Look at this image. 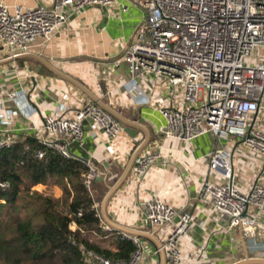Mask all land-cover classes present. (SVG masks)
<instances>
[{"label": "built area", "instance_id": "built-area-1", "mask_svg": "<svg viewBox=\"0 0 264 264\" xmlns=\"http://www.w3.org/2000/svg\"><path fill=\"white\" fill-rule=\"evenodd\" d=\"M130 5L144 12V20L123 59L131 76V89L138 96H144L139 85L142 76L165 80L171 106L158 110L164 137L185 145L207 134L219 139L233 137L263 157L260 180L244 193L235 183L234 153L225 147L214 148L205 158L209 170L221 181H206L201 193L227 230L241 228L257 248L258 231L264 230V130L257 121L264 103V0H53L51 7L10 6L0 0V52L25 53L48 45L88 8L117 9L122 17L128 14ZM25 93L5 95L18 103L26 99ZM2 105L0 96V108ZM18 114L8 110L0 114V123L9 126ZM86 122L104 133L109 142H115L123 131V125L111 113L90 104L78 110L73 119L62 116L59 110L48 116L43 130L52 138L42 143L66 160L76 159L75 155L85 158L88 172L84 185L91 192L99 177L93 156L74 152L86 149ZM14 143L0 141V152ZM44 156V151H38V159ZM171 158L159 152L136 158L138 182L157 162L167 165ZM92 208L98 213L95 200ZM141 210L146 223L170 226L162 246L167 264H184L180 245L189 235L191 216L157 197L143 202ZM76 229L74 224L72 230ZM124 238L135 247L127 260L106 259L92 250L85 255L97 264H141L143 241L133 236Z\"/></svg>", "mask_w": 264, "mask_h": 264}, {"label": "crops", "instance_id": "crops-1", "mask_svg": "<svg viewBox=\"0 0 264 264\" xmlns=\"http://www.w3.org/2000/svg\"><path fill=\"white\" fill-rule=\"evenodd\" d=\"M3 1L10 6L53 5V0ZM110 13L116 16L111 17ZM143 20L144 12L132 5L122 17L117 9L88 8L48 45L25 53L0 52V114L8 110L19 112L9 126L0 123V141L16 142L29 136L42 142L52 138L43 126L57 110L73 119L83 107L99 106L121 122L123 131L115 142H109L104 133L86 122V149L74 151L93 156L106 190L98 203L103 233L83 231L85 237L92 234V243L106 241L109 245L104 249L113 251L117 237H138L145 246L141 264H167L162 246L170 226L146 223L141 210L143 202L157 197L192 218L189 235L180 245L184 264H264V250H259V245L264 246V235L255 248L241 228L227 230L201 195L206 181H221L218 174L209 170L205 158L214 148L225 147L234 153L235 183L244 193L260 180L263 157L233 137L219 139L207 134L187 145L164 137L158 110L171 106L165 80L142 76L139 85L144 96H138L131 89V76L123 59ZM23 90L26 99L18 103L5 95ZM257 121L264 130V103ZM156 152L172 158L167 165L157 162L138 182L136 158ZM90 264L97 263L90 260Z\"/></svg>", "mask_w": 264, "mask_h": 264}, {"label": "trees", "instance_id": "trees-1", "mask_svg": "<svg viewBox=\"0 0 264 264\" xmlns=\"http://www.w3.org/2000/svg\"><path fill=\"white\" fill-rule=\"evenodd\" d=\"M40 150L45 153L43 159L37 158ZM87 172L84 163L62 158L34 137L27 136L0 152V264H90L85 255L90 250L110 260L130 258L135 247L127 238L117 237L113 251L84 236L83 231L103 233L101 218L92 208L94 199L84 185ZM50 178L67 182L73 198L62 203L32 190ZM64 188L70 197L71 191ZM21 202L31 213L24 219L14 210ZM74 224L76 230H72Z\"/></svg>", "mask_w": 264, "mask_h": 264}, {"label": "rangeland", "instance_id": "rangeland-1", "mask_svg": "<svg viewBox=\"0 0 264 264\" xmlns=\"http://www.w3.org/2000/svg\"><path fill=\"white\" fill-rule=\"evenodd\" d=\"M26 182H29V180H26ZM65 186L71 191L70 197H68L65 193V188H64ZM32 190H37V191H41L45 194L52 195L56 199L61 200L62 203H63V201H66V200L70 201L74 196L73 189H72V187H70L68 185L67 182L60 184V183H57V181H55V179H53V178H50V180L48 181V183L46 185L43 184V185L34 186L32 188ZM90 193H91V196L93 197V199L97 203H99V201H101L103 199V197L106 195V190L102 186V182H101V179L99 180V177L93 182V184L91 186V192ZM23 204L24 203H22V202L19 203L18 209H14L15 211H18V214H19L21 219H24L25 216L31 214L28 209L23 207ZM86 238L93 239V235L87 233ZM94 243H97V244L99 243L101 248H103V249L109 245V243L106 241H98V242L94 241Z\"/></svg>", "mask_w": 264, "mask_h": 264}, {"label": "water", "instance_id": "water-1", "mask_svg": "<svg viewBox=\"0 0 264 264\" xmlns=\"http://www.w3.org/2000/svg\"><path fill=\"white\" fill-rule=\"evenodd\" d=\"M75 157H76V159H78L79 161H81V162H83V163H87V160H86L85 158H82V157L77 156V155H75ZM109 197H110V194L108 195V197H107L106 199L108 200ZM262 235H264V231H259V232H258V236L256 237V240H257V241H260V239H262V238H261Z\"/></svg>", "mask_w": 264, "mask_h": 264}]
</instances>
